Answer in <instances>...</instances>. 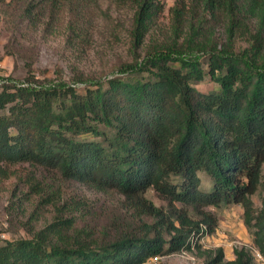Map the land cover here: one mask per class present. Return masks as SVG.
Returning a JSON list of instances; mask_svg holds the SVG:
<instances>
[{
  "label": "trees",
  "instance_id": "trees-1",
  "mask_svg": "<svg viewBox=\"0 0 264 264\" xmlns=\"http://www.w3.org/2000/svg\"><path fill=\"white\" fill-rule=\"evenodd\" d=\"M128 1L136 8L133 34L139 45L164 5ZM258 7L264 28V0H200L187 12L175 5V34L188 30L183 42L154 46L143 59L122 66L106 85L79 88L35 76L2 84L0 174L7 175L4 164L30 162L101 190L116 189L146 207L150 188L171 202L195 207L240 204L253 245L264 257V196L259 210L252 199L264 191V30L241 55L209 49L199 36L206 15L217 8L243 9L248 17ZM207 77L217 89L197 87ZM199 172L209 176V190L202 188ZM32 190L39 191L35 182ZM63 208L30 237L1 244L0 264H144L188 249L200 238V222L187 213L177 216L178 227L171 221L174 213L155 207L160 221L146 224L144 234L101 240L77 227ZM203 221L212 232L216 219L209 215ZM234 254L223 260L220 250L206 264H264L245 247Z\"/></svg>",
  "mask_w": 264,
  "mask_h": 264
},
{
  "label": "rangeland",
  "instance_id": "rangeland-1",
  "mask_svg": "<svg viewBox=\"0 0 264 264\" xmlns=\"http://www.w3.org/2000/svg\"><path fill=\"white\" fill-rule=\"evenodd\" d=\"M161 1L164 11L138 45L133 34L136 8L128 0H0V89L4 83L20 84L32 76L41 82H66L79 88L106 85L121 74L122 66L143 59L154 46L173 44L174 40L183 42L188 30L185 27L177 37L171 9L178 4L185 6L187 12L200 0ZM261 30L264 28L259 7L248 17L243 9L232 12L217 8L206 15L199 36L209 49L212 45L217 51L228 48L241 55ZM197 87L210 91L217 89L218 84L207 77ZM3 166L7 175L0 174V230L7 232L8 240L30 237L51 223L61 207L64 215L75 218L77 227L92 230L101 240L127 233L142 235L146 224L160 221L156 207L162 214L174 213L171 221L178 227L180 213L200 222V238L188 249L155 256L144 264H206L220 250L223 260H230L238 247L256 253L240 204L195 207L191 203L171 202L150 188L145 193L146 207L129 201L116 189L101 190L65 178L56 169L30 162ZM199 175L202 188L209 190V176L205 172ZM34 182L38 192L32 190ZM49 195H53L52 199L44 201ZM263 196L262 189L252 196L257 210L262 207ZM148 202L153 207H148ZM209 215L216 219L212 232L203 221ZM164 232L170 237L166 227Z\"/></svg>",
  "mask_w": 264,
  "mask_h": 264
},
{
  "label": "built area",
  "instance_id": "built-area-1",
  "mask_svg": "<svg viewBox=\"0 0 264 264\" xmlns=\"http://www.w3.org/2000/svg\"><path fill=\"white\" fill-rule=\"evenodd\" d=\"M8 239L9 237L7 235V232L0 230V245L5 243ZM255 254L261 261H264L263 255H261V253L258 250H256Z\"/></svg>",
  "mask_w": 264,
  "mask_h": 264
}]
</instances>
